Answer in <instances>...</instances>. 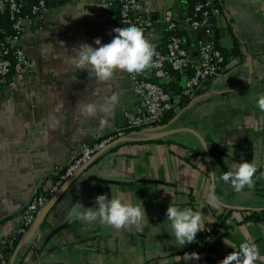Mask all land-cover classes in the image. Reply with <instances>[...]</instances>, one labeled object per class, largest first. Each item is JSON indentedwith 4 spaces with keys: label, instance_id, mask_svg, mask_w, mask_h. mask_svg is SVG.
Returning <instances> with one entry per match:
<instances>
[{
    "label": "crops",
    "instance_id": "0c3cea01",
    "mask_svg": "<svg viewBox=\"0 0 264 264\" xmlns=\"http://www.w3.org/2000/svg\"><path fill=\"white\" fill-rule=\"evenodd\" d=\"M81 3L86 14L73 18ZM218 4L221 13L210 34L187 24L189 0H141L139 11L153 19L144 34L155 51L166 49L165 24L171 17L192 53L196 38L214 39L226 56L224 71L180 107L187 73L167 66L162 82L174 99V115L141 136L156 138L116 143L81 167L54 204L41 210L14 264H219L244 240L256 243V264H264V220L254 219L264 211V110L257 104L264 93V0ZM118 12L117 5L103 0H48L43 21L25 23L19 45L34 68L15 69L0 82V240L83 144L124 126L127 115L140 108L129 72L114 67L110 77L100 79L70 59L80 44L95 46L96 37L110 38ZM89 101L95 108L83 109ZM242 159L256 171L251 187L235 191L220 177ZM102 193L144 207V218L116 227L99 218L69 216L76 202L92 206ZM169 204L204 214L193 242L176 244L166 218ZM210 230L214 237L197 252L199 259L186 262L184 253L196 252L195 243Z\"/></svg>",
    "mask_w": 264,
    "mask_h": 264
},
{
    "label": "built area",
    "instance_id": "2783aa9c",
    "mask_svg": "<svg viewBox=\"0 0 264 264\" xmlns=\"http://www.w3.org/2000/svg\"><path fill=\"white\" fill-rule=\"evenodd\" d=\"M118 6L119 24L134 23L143 28L144 33L153 26V19L139 11L141 0H103ZM26 8L28 11L26 12ZM48 0H0V21L5 12L11 20L12 32L0 35V82L4 81L13 70L30 73L34 62L19 45L27 28L25 22L39 24L44 19ZM221 13L218 0H198L193 12L186 18L187 24L194 29L205 28L213 33L214 19ZM177 21L169 17L165 31L169 34L165 51H155L153 62L140 72H129L134 92L139 98L140 108L134 114H128L124 126L109 134H98L91 142L85 143L76 151L68 163L59 167L56 179L48 191L35 193L22 209L20 221L14 231L0 240V256L5 257V249L12 246L17 239H23L34 226L41 210L50 199L75 175V173L98 152L106 149L116 140L144 134H152L161 125L164 115L174 107L171 95L166 90L162 79L168 76L167 66L172 70L186 72L187 78L181 95L192 99L205 81L224 71L226 56L216 45L212 37H198L193 46L198 53L199 64L186 45L183 38L174 32Z\"/></svg>",
    "mask_w": 264,
    "mask_h": 264
},
{
    "label": "clouds",
    "instance_id": "9594fccd",
    "mask_svg": "<svg viewBox=\"0 0 264 264\" xmlns=\"http://www.w3.org/2000/svg\"><path fill=\"white\" fill-rule=\"evenodd\" d=\"M84 5V3L79 5V14L72 16L73 18L86 14L87 9ZM113 28L114 31L110 38L101 41L99 37H96L95 46L82 43L79 47L74 48L75 54L70 57L71 62L80 68L90 67L92 74L100 79L110 77L114 67L127 72H140L153 62L155 47L145 36L142 27L134 23H126L116 24ZM111 99L113 101L116 99L115 93L112 94ZM257 104L261 110H264V93L259 94ZM82 107L85 110H93L95 105L89 101L84 103ZM255 171L256 165L254 163L242 159L234 171L223 172L220 179L224 182L230 181L234 190L240 191L245 185L252 186ZM145 214V208L138 204H132L119 197H109L108 194L102 193L95 197L92 206H84L81 202H76L69 216L81 217L88 222L99 218L104 222L120 227L128 224H139ZM203 215L201 210L196 211L192 207L169 204L166 209V218L171 222L177 245L184 246L186 243L195 240L197 232L202 230ZM228 246L232 247L230 244ZM259 256L256 243L252 240H244L232 252L224 256L219 264H256ZM183 259L186 262L198 260L199 253L185 252Z\"/></svg>",
    "mask_w": 264,
    "mask_h": 264
},
{
    "label": "trees",
    "instance_id": "16d2710c",
    "mask_svg": "<svg viewBox=\"0 0 264 264\" xmlns=\"http://www.w3.org/2000/svg\"><path fill=\"white\" fill-rule=\"evenodd\" d=\"M189 2L192 4V9H194V5L198 2V0H189ZM27 11H28V8H26V12ZM192 12H193V10H192ZM11 32H12V30H11V20L9 18L8 12H5L3 14V16H2L1 21H0V35L2 37H4V36H6L7 34H9ZM174 32H176L178 35H180L179 28H178V23H177V29ZM168 37H169V34L167 33V35H166V44L168 42ZM165 50H161V51H165ZM170 72L179 73V71H175V70H172V69L170 70ZM164 86L166 87V90H168V87H167L168 85H165L164 84ZM189 101H190V99H188V98H186V97H184V96L181 95L180 101H179V106L180 107H183V106L187 105ZM174 113H175V111H174L173 108L171 110H169L164 115V117L162 118L160 124H165L174 115ZM254 219H257V220L263 219L264 220V211L262 213H257L254 216ZM214 234H215L214 233V230H210V231L206 232V234L198 242L195 243V245H194L195 250L194 251L198 252L199 250L201 251L205 247H207L208 244L210 243V240L213 239ZM20 242H21V239H17L12 246H8L5 249L6 256L5 257H1L0 256V264H9L10 258L12 256V254L14 253L15 249L20 244ZM24 248H25V245L22 247V250ZM20 251L17 254V258L21 255V252Z\"/></svg>",
    "mask_w": 264,
    "mask_h": 264
},
{
    "label": "water",
    "instance_id": "95a60500",
    "mask_svg": "<svg viewBox=\"0 0 264 264\" xmlns=\"http://www.w3.org/2000/svg\"><path fill=\"white\" fill-rule=\"evenodd\" d=\"M26 22H29L28 20H26ZM25 22V23H26ZM193 54V56H194V58H195V62H196V64L198 65L199 64V60H198V53H197V51H195V52H193L192 53ZM171 101L172 102H174V99L172 98L171 99ZM154 138H156V136H154V135H148V136H146V137H135V136H127V137H123V138H120V139H118V140H116L114 143H112L111 145H109L107 148H109L110 146H112V145H114V144H116V143H119V142H123V141H140V140H145V139H154ZM106 148V149H107ZM94 159V157L90 160V161H88L87 163H85L83 166H82V168H84V167H86L87 165H89L91 162H92V160ZM78 172V171H77ZM77 172L75 173V175L73 176V177H71L64 185H63V187L57 192V194L49 201L50 203L48 204V206L45 208V209H48V208H50L53 204H54V202L56 201V199H57V196H58V193L63 189H65V186L68 184V183H70V181H72V180H74V179H76V174H77ZM228 207V206H227ZM33 228V227H32ZM30 236H31V231L29 232V234H27L22 240H21V242H20V244L18 245V247L15 249V251H14V253L12 254V256H11V258H10V261H9V264H14L15 263V260H16V257H17V254H18V252L20 251V249H21V247L28 241V239L30 238Z\"/></svg>",
    "mask_w": 264,
    "mask_h": 264
}]
</instances>
